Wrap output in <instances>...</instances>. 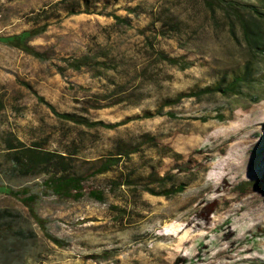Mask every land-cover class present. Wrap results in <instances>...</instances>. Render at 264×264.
<instances>
[{"label":"rangeland","instance_id":"rangeland-1","mask_svg":"<svg viewBox=\"0 0 264 264\" xmlns=\"http://www.w3.org/2000/svg\"><path fill=\"white\" fill-rule=\"evenodd\" d=\"M72 1L0 0V34L46 23L29 42L49 55L0 42V184L37 193L47 231L65 240L54 244L18 197L0 191V264H264V59L245 44L235 15L215 0H92V12L68 14L62 5ZM233 1L264 35L249 7L262 0ZM107 11L129 22L115 24ZM83 55L105 64L75 69L64 60ZM246 60L253 76L243 92L184 96L142 115L179 92L226 81ZM38 95L57 111L120 123L60 119ZM4 135L70 153L81 170L128 143L139 149L83 181L85 191H104L100 201L57 196L45 174L13 172ZM162 175L183 190L144 189H159Z\"/></svg>","mask_w":264,"mask_h":264},{"label":"trees","instance_id":"trees-1","mask_svg":"<svg viewBox=\"0 0 264 264\" xmlns=\"http://www.w3.org/2000/svg\"><path fill=\"white\" fill-rule=\"evenodd\" d=\"M91 1L92 0L72 1L62 5V8H64L68 14L92 12L93 10L90 9ZM215 1L224 7V11L227 15H230V17H232L233 14L235 15L245 44L251 50L259 51L262 55L261 58L264 59V35L260 32V29L257 28L256 25H254L249 19L242 15L241 6H239V3L236 4L233 0ZM61 2H65V0H61ZM107 3L108 1H105L104 4ZM249 7H251L250 9L254 14L258 15L264 21V0H262L260 3L261 9L257 6L249 5ZM105 14L110 15L113 18L115 24L124 25L129 22L127 17L121 16L113 11H107ZM46 25V23H42L37 26L23 29L16 33L0 34V42L17 47L36 58L42 60L47 59L49 58V55L46 50H40L29 42L33 36L43 32L46 28ZM232 28L233 25L231 23L230 29L233 32ZM156 54L159 58L166 60L171 64H179L180 62L179 57L170 56L164 51H157ZM64 60L70 67L75 69L81 68V66L85 64L89 65L90 63L93 67H99L105 64L104 61L89 57L88 55L73 57L72 59L64 58ZM252 70V61L246 60L243 62L241 69L238 72H233L231 77H229L226 81H216L211 85H205L204 87L195 86L187 92H179L173 98H165L159 108H157L153 113L145 111L142 115L150 116L156 113L160 114L163 106L177 102L184 96H195L198 98L205 93L220 92L222 94H227L230 92H243L242 86L249 85L251 82L253 76ZM37 98L44 102L58 118L66 121L83 124L89 127L101 126L105 128H112L120 123L105 122L101 119L93 120L89 119L85 115L77 114L72 111H57L55 107L45 100L41 95H38ZM3 142L4 160L8 162V168L16 174L21 176H37L40 174H45L43 185L45 189L52 194L72 198H79L82 195L87 194L88 196L100 201L105 199L104 191L98 188H91L85 191L83 189V181L90 175L103 173L110 170L119 162L122 155L129 156L131 153L139 149L137 145L128 143V145L121 148V150L118 152H111L92 160L89 162L90 164L86 167V169L81 170L77 167L78 165L75 163L74 159L72 158L73 156L70 153L66 154L56 150L45 149L36 143L26 144L22 140L12 135H4ZM179 168L184 170V168L181 166H179ZM262 168L264 169V166ZM159 179L162 180L159 189H155L153 186L148 184L144 185V189L153 194H163L165 196H170L182 191L184 188V182H179L177 184L172 183L166 186V183L163 182L164 175L159 177ZM156 180H158L157 177ZM112 182L126 184L127 186L132 183L129 179L126 182H116L114 180H112ZM0 191L18 197L23 202V204L27 206L32 218L39 225L45 237L50 239L56 245L63 246L65 244L64 239L56 237L47 231L45 226L46 220L36 212L34 208V202L38 197L37 193H27L25 189H13L2 184H0ZM115 208L118 210L119 216L124 214L125 209L121 205H115ZM200 210L199 212H202L205 210V208L202 207ZM199 212L198 214H200ZM207 214L208 211L200 214V216L207 218ZM260 234L264 235V226L260 229Z\"/></svg>","mask_w":264,"mask_h":264}]
</instances>
